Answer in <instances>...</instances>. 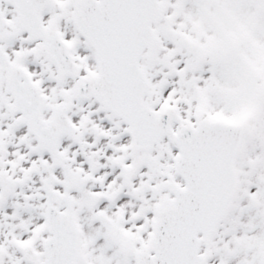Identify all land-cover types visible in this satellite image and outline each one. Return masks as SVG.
Listing matches in <instances>:
<instances>
[{"label":"snow or ice","instance_id":"1","mask_svg":"<svg viewBox=\"0 0 264 264\" xmlns=\"http://www.w3.org/2000/svg\"><path fill=\"white\" fill-rule=\"evenodd\" d=\"M0 264H264V0H0Z\"/></svg>","mask_w":264,"mask_h":264}]
</instances>
